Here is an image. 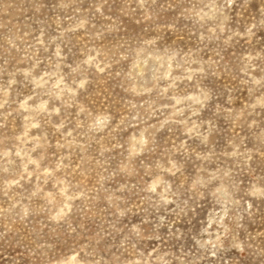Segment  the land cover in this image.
<instances>
[{
	"label": "clouds",
	"instance_id": "clouds-1",
	"mask_svg": "<svg viewBox=\"0 0 264 264\" xmlns=\"http://www.w3.org/2000/svg\"><path fill=\"white\" fill-rule=\"evenodd\" d=\"M0 264H264V0H0Z\"/></svg>",
	"mask_w": 264,
	"mask_h": 264
}]
</instances>
